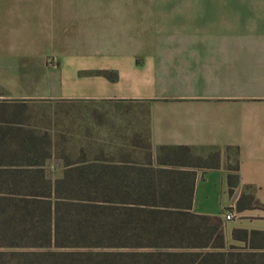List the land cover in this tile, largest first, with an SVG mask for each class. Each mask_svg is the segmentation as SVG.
Returning a JSON list of instances; mask_svg holds the SVG:
<instances>
[{
  "label": "crops",
  "instance_id": "0c3cea01",
  "mask_svg": "<svg viewBox=\"0 0 264 264\" xmlns=\"http://www.w3.org/2000/svg\"><path fill=\"white\" fill-rule=\"evenodd\" d=\"M42 99L79 106L69 150L111 178H187L191 211L223 221L221 250L264 258V0H0V103L24 105L0 129L37 133Z\"/></svg>",
  "mask_w": 264,
  "mask_h": 264
},
{
  "label": "trees",
  "instance_id": "16d2710c",
  "mask_svg": "<svg viewBox=\"0 0 264 264\" xmlns=\"http://www.w3.org/2000/svg\"><path fill=\"white\" fill-rule=\"evenodd\" d=\"M23 111L0 103V113ZM68 140L0 129V264H264L221 250L223 221L191 211L187 178H111Z\"/></svg>",
  "mask_w": 264,
  "mask_h": 264
},
{
  "label": "rangeland",
  "instance_id": "374dc122",
  "mask_svg": "<svg viewBox=\"0 0 264 264\" xmlns=\"http://www.w3.org/2000/svg\"><path fill=\"white\" fill-rule=\"evenodd\" d=\"M42 3H48L49 1H62V0H38ZM46 10L45 8L43 9ZM45 21V18H39V23H42ZM47 47V40H46V33L45 31L39 33V50L41 48L46 50ZM48 48V47H47ZM54 63L56 66V58L52 55H45V56H39V77H45L46 70L44 69V65H47L48 67H54L51 66L50 63ZM51 87L47 86L45 82H40L37 84L36 88H34L35 94L39 97L46 96V94L50 92ZM80 110L79 106L77 104L69 105V104H63L58 103L51 100H37L34 102L31 106V115L35 119L34 120V126L37 127V130H44L48 129L51 133H56V131H60L65 135L66 139L70 143L67 142L65 146L68 148L76 149L77 148V128L76 125L78 123V111ZM74 135H70V134ZM139 140L141 143L145 142V136L140 135ZM74 154V153H73ZM86 156L88 158H93L92 152H86ZM72 159H75L74 156H72ZM59 164V162H58ZM52 167H54V164H52ZM131 251V250H127Z\"/></svg>",
  "mask_w": 264,
  "mask_h": 264
},
{
  "label": "built area",
  "instance_id": "2783aa9c",
  "mask_svg": "<svg viewBox=\"0 0 264 264\" xmlns=\"http://www.w3.org/2000/svg\"><path fill=\"white\" fill-rule=\"evenodd\" d=\"M51 66H55L54 63H50ZM224 220L225 221H230L234 218L233 212L230 210H226L223 214Z\"/></svg>",
  "mask_w": 264,
  "mask_h": 264
}]
</instances>
